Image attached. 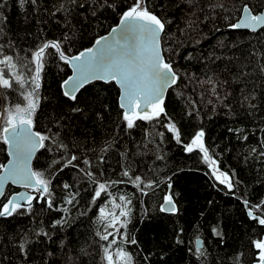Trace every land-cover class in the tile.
Returning a JSON list of instances; mask_svg holds the SVG:
<instances>
[{"label": "trees", "instance_id": "16d2710c", "mask_svg": "<svg viewBox=\"0 0 264 264\" xmlns=\"http://www.w3.org/2000/svg\"><path fill=\"white\" fill-rule=\"evenodd\" d=\"M79 2L83 8L67 0H37L36 5L27 0L23 7L19 0H0V45L4 54L13 56L18 72L27 77L28 68L21 66L28 65L31 52L46 41H63L65 33L72 37L62 43L66 54L90 48L118 24L135 0H107L103 7L104 0ZM62 3L71 15L56 10ZM144 4L165 24L162 53L179 78L166 94L167 117L162 123L170 118L181 133V142L159 123L138 121L127 129L118 104L119 89L113 82L88 84L77 93L76 101L68 100L61 85L71 70L57 57H49L41 73L34 129L48 135L58 133V140L68 147L67 152L39 150L32 168L51 180L54 208L34 201L30 213L25 208L22 215L0 218V264H106L101 248L106 242L96 235L104 231L98 212L105 205L111 209L109 199L120 203V195L131 199L127 234L137 243L124 247L133 255V264L255 262L252 240L264 236V227L248 218L242 201L256 205L264 200V156L260 155L264 152V30L251 33L229 25L238 20L245 4L257 13L264 9V0H144ZM15 88L0 89V113L6 103H23ZM244 96L254 99L244 101L242 107ZM200 130L216 167L231 178V191L212 176L198 149L185 151ZM72 155L79 158L73 162L78 167L59 171L62 160L49 168L54 158L64 156L66 160ZM85 159L89 165L83 163ZM6 161L0 139V165ZM79 169L91 171L99 182L124 183L111 185V197L102 194L93 204L96 185H90ZM125 169L133 178L141 175L157 186L142 195L122 175ZM65 183L70 185L67 190ZM167 190L175 213L159 210ZM17 191L8 186L0 206ZM77 192L76 201L66 204L69 193ZM64 208L69 209L67 214ZM255 214L262 213L256 210ZM62 217L67 223L52 227ZM213 228L220 235H214ZM40 229L48 236L37 235ZM24 238L30 241L26 257L19 250ZM197 238L204 256L195 254Z\"/></svg>", "mask_w": 264, "mask_h": 264}, {"label": "snow or ice", "instance_id": "6c2138e0", "mask_svg": "<svg viewBox=\"0 0 264 264\" xmlns=\"http://www.w3.org/2000/svg\"><path fill=\"white\" fill-rule=\"evenodd\" d=\"M26 2L27 0H19L22 7ZM67 2L80 8L84 7V4L80 3L79 0H67ZM31 3L36 5L37 0H31ZM106 3L107 0H104L100 6L103 7ZM108 6L111 7L112 5L109 4ZM56 10L71 15L70 9L63 3ZM2 15L0 13V17ZM92 15L95 16L96 12L93 11ZM229 27L247 29L254 33L258 30H264V12L254 13L249 5L245 4L239 21L229 25ZM164 30L165 24L147 9L144 0H135L121 14L119 25L111 29L108 37L97 39L93 47L86 48L78 54L68 55L62 49V43H66L72 38L67 33H65L63 41L44 42L31 52L28 65L21 66L28 68L27 77L23 71H17V64L13 62V56L4 54V46L0 45V56H2L0 58V89L7 92V90L14 89L15 85V90L19 91L23 100V103H15L14 105L6 103L3 112L0 113L4 123V126L0 128V139L9 146V155L12 157L7 165H0V197L5 196L4 185L9 181L37 193L35 196L28 193H17L8 198L0 206V218L22 215L24 214L22 210L25 208L30 213L34 201L36 203L44 201L49 209L54 208L53 193L50 187L51 180L45 176L44 172L33 170L31 167L33 157L39 150L46 149L49 152L63 150L67 152L68 147L58 140V133L48 135L34 131L33 117L40 104L41 73L51 56L57 57L59 61L73 70V74L65 79L61 85L64 89L63 95L68 100L76 101L77 93L92 81L115 82L120 89L119 107L122 110L121 118L127 129H133L138 121L151 124L159 123L172 134L177 143L181 142V133L176 124L170 118H168L167 123H162V118L167 117L164 105L165 91L171 85L176 84L179 78L172 65L167 63L162 56L160 36ZM2 31L3 29L0 28V32ZM29 65L34 67H29ZM261 71L264 72V66H262ZM26 85L30 86V90L26 89ZM250 99H254V97L244 96L241 106L243 107L244 101ZM249 107L254 108L255 105L249 103ZM72 111H79V109L74 108ZM229 131H233V129H229ZM235 131L239 132L241 129ZM159 135L163 137L164 133L161 132ZM204 135L203 130L197 131L191 142L185 145V151L191 153L194 149H198L202 153L203 161L211 170L212 176L231 191L233 188L231 178L215 166L216 161L211 157L209 149L204 144ZM255 151L256 149L253 148L252 152ZM260 155L264 156V152H261ZM78 159L76 155H72L66 160L64 156H60L51 161L49 168L60 164L62 160L65 162L59 171L69 166L78 167L73 163ZM83 163L89 165L90 161L85 159ZM79 171L88 179L90 185H96L91 200L93 204L101 198L102 194L111 197L112 194L108 191L111 185L124 183L123 180L99 182L91 171L85 169H79ZM122 175L128 177L132 185L142 195H148L145 189H153L157 186L155 181L145 180L141 175H136L133 178L128 169H125ZM63 187L67 190L70 185L65 183ZM78 195V192L69 193L65 198V203L72 205ZM119 201L120 203H117L115 198L109 199L107 204L111 205V209L107 205L99 208L97 219L103 225L104 231L103 233L97 232L96 235L100 241L106 242L101 244L103 260L106 264H133V255L124 247L126 244L135 245L137 243L134 236L129 237L127 234V225L131 222V199L125 195H120ZM242 203L247 209L249 218L264 227V200L256 205H250L247 199H244ZM117 209H119L118 214ZM159 210L160 212H176V205L170 194H165ZM256 210H260L262 214H255ZM62 211L67 214L69 209L64 208ZM65 223L67 220L62 217L54 221L52 227L55 228ZM109 229H113V231H109ZM121 229L124 231L121 232ZM212 231L214 235H220L217 229L213 228ZM37 235L48 236V233L40 229ZM117 235H119V244ZM109 237L112 239L109 240ZM29 243L30 241L26 238L19 243V250L25 257ZM113 246H116L114 251H112ZM252 246L255 249V264H264V236L252 240ZM195 254L204 256L205 252L200 246H197Z\"/></svg>", "mask_w": 264, "mask_h": 264}, {"label": "water", "instance_id": "95a60500", "mask_svg": "<svg viewBox=\"0 0 264 264\" xmlns=\"http://www.w3.org/2000/svg\"><path fill=\"white\" fill-rule=\"evenodd\" d=\"M243 9V8H242ZM260 12H264V9H262ZM259 13V12H258ZM241 15H242V10H241V13H240V16H239V18L241 17ZM239 18H238V20L235 22V23H237L238 21H239ZM120 21V20H119ZM234 23V24H235ZM119 25V22H118V24L116 25V26H114V27H117ZM113 27V28H114ZM112 29V28H111ZM111 29H110V31L107 33V34H105V35H103L102 37H108L109 36V33L111 32ZM239 30H246V31H249V32H251V33H254V32H252V31H250V30H247V29H239ZM259 31V30H258ZM161 36H162V34H161ZM161 36H160V40H161ZM101 38V37H100ZM99 39V38H98ZM95 44V43H94ZM94 44L91 46V47H93L94 46ZM160 47H161V43H160ZM162 56H163V53H162ZM164 57V56H163ZM165 60V59H164ZM70 68V67H69ZM70 70H71V74H70V76L73 74V70L70 68ZM94 82H102V83H105L104 81H99V80H97V81H92L91 83H94ZM91 83H88V84H91ZM109 83V82H108ZM114 84H115V82H113ZM88 84H86V85H88ZM85 85V86H86ZM116 85V84H115ZM175 85V84H174ZM174 85H171L170 87H168L167 88V90L165 91V97H166V94H167V92H168V90L169 89H171ZM117 86V85H116ZM118 87V86H117ZM118 89H119V87H118ZM62 91H64V89L62 88ZM119 95H120V89H119ZM165 97H164V100H165ZM118 104H119V97H118ZM34 131H36L35 129H34ZM5 144V143H4ZM5 151H6V155H7V161H6V163L4 164V165H7L8 164V162H9V160L10 159H12V157L9 155V151H10V149H9V146L8 145H6L5 144ZM37 154V153H36ZM36 156V155H35ZM35 156L33 157V160H32V162H31V167H32V164H33V161H34V158H35ZM8 186H12L13 188H15V189H18V191L16 192V193H14V194H17V193H28V194H31V195H33V193H35V192H32L30 189H27V188H24V187H22V186H20V185H18V184H12L11 183V181H9V182H7L5 185H4V191L6 190V188L8 187ZM14 194H12L11 196H13ZM166 194H170V190H167V193ZM35 195H37V193H35L34 194V196ZM10 196V197H11ZM9 197V198H10ZM3 197H0V200L2 199ZM162 204H163V202H162ZM161 204V205H162ZM244 208H245V210H246V214H247V209H246V207H245V205H244ZM163 213H166V214H170V212H163ZM247 216H248V214H247ZM248 218H249V216H248ZM249 219H251V218H249ZM196 246H200L201 247V241L200 240H197L196 241ZM251 264H255V262H253V263H251Z\"/></svg>", "mask_w": 264, "mask_h": 264}, {"label": "rangeland", "instance_id": "374dc122", "mask_svg": "<svg viewBox=\"0 0 264 264\" xmlns=\"http://www.w3.org/2000/svg\"><path fill=\"white\" fill-rule=\"evenodd\" d=\"M30 90V89H29ZM4 126L3 120L0 119V128H2ZM208 166V165H207ZM216 166V165H215ZM209 168V167H208ZM210 170V169H209ZM211 171V170H210ZM215 178V177H214Z\"/></svg>", "mask_w": 264, "mask_h": 264}, {"label": "bare ground", "instance_id": "6f19581e", "mask_svg": "<svg viewBox=\"0 0 264 264\" xmlns=\"http://www.w3.org/2000/svg\"><path fill=\"white\" fill-rule=\"evenodd\" d=\"M258 13V12H257ZM4 198V197H3ZM1 201V200H0Z\"/></svg>", "mask_w": 264, "mask_h": 264}]
</instances>
